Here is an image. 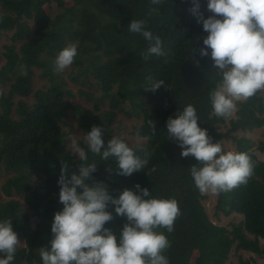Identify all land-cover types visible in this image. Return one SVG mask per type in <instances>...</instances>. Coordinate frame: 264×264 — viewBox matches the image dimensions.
<instances>
[{"label":"trees","instance_id":"obj_1","mask_svg":"<svg viewBox=\"0 0 264 264\" xmlns=\"http://www.w3.org/2000/svg\"><path fill=\"white\" fill-rule=\"evenodd\" d=\"M200 3L205 18L212 15L207 0ZM46 5H55L56 11L47 14ZM191 7L192 0L160 4L151 0H0V174L8 175L2 190L9 198L0 196V221L11 219L13 230L24 241L13 264H42L38 250L50 248L54 215L64 207L58 185L62 161L69 165V176L78 172L80 164L69 148L76 126L82 133L81 144L94 125L101 127L106 147L119 115L139 119L132 132L140 143L131 147L141 145L151 152L149 165L121 176L112 158L103 161L89 152L88 162L97 163L93 176L106 183L114 197L140 184L149 189L147 198L178 202L181 215L174 231L156 229L171 242L164 253L170 264H226L233 249L264 257V159L257 153L264 151V144L255 149L251 138L240 135L264 126V92L239 103L227 120L214 114L210 93L222 73L214 67L210 49L209 56L200 55L207 33L189 11ZM133 20H144L146 28L161 37L166 56L143 60L141 53L148 45L142 36L129 32ZM7 33H13V43L2 46ZM70 43H78V56L68 77L83 85L95 78L101 94L94 98L93 108L73 104L75 93L68 88L64 72L54 71L53 61ZM36 70L46 80L45 88L35 90ZM148 77L164 84L155 93L145 91ZM79 93L88 97L82 88ZM31 97L32 104L16 110L17 98ZM107 103L109 108L103 109ZM189 104L213 141L232 140L236 151L248 153L255 165L247 184L217 194L216 214L242 217L232 230L209 218L205 196L191 177V168L202 164L192 156L182 157L178 142L168 138V118H176ZM70 117L75 124H67ZM149 119L156 122L155 134L147 125ZM222 125L225 133L219 132ZM138 155L143 156V151ZM107 210L113 219L105 227L119 242L127 218L117 215L114 205Z\"/></svg>","mask_w":264,"mask_h":264},{"label":"clouds","instance_id":"obj_2","mask_svg":"<svg viewBox=\"0 0 264 264\" xmlns=\"http://www.w3.org/2000/svg\"><path fill=\"white\" fill-rule=\"evenodd\" d=\"M151 3L160 4L162 0ZM207 10L212 15L205 18L200 0H192L189 11L207 33L200 55L209 56L210 49L214 67L222 73L210 93L212 110L217 117L227 120L235 115L239 103L264 92V0H207ZM128 30L147 42L141 53L144 61L167 55L161 37L146 28L144 20H133ZM77 56L78 43L68 44L53 61L54 71L65 72ZM148 80L145 91L155 93L164 84L163 80ZM147 125L155 134L156 122L149 119ZM166 127L168 138H174L182 149L181 156H192L202 164L191 168L194 185L201 194L230 192L247 184L253 176L255 165L249 154L224 152L221 144L212 143L207 130L199 126L193 105L185 106L176 118L169 117ZM102 137L103 129L94 125L83 136L82 144L76 139L69 143L80 164L78 172L69 176V165L62 161L58 185L59 202L64 207L54 215L50 248L38 250L42 264H170L164 253L171 242L156 229L174 231V223L181 215L178 202L147 198L151 193L140 184L135 185V190H123L118 198L111 195L108 185L94 178L97 163L88 162L89 152L103 161L112 158L117 164L115 171L121 176L145 170L151 152L141 145L131 147L118 136L105 147ZM138 151H143V156ZM155 171L152 167L151 172ZM109 205L115 206L117 215L127 218L119 242L117 235L105 227L113 219L107 210ZM20 245L12 220L0 221V264H13Z\"/></svg>","mask_w":264,"mask_h":264},{"label":"rangeland","instance_id":"obj_3","mask_svg":"<svg viewBox=\"0 0 264 264\" xmlns=\"http://www.w3.org/2000/svg\"><path fill=\"white\" fill-rule=\"evenodd\" d=\"M45 10L47 12V14H52L53 12L56 11V6H45ZM13 33H7L3 36L2 40H1V44L2 46L4 45H11L12 42V37ZM18 48L20 46V43L17 44ZM73 70V67L71 66L70 68H68L65 72H64V77L65 80L67 81V85L68 88L70 90L73 91V93H75V97L71 99L73 104H80L84 107L87 108H93L94 106V98H97L100 96L101 91L98 88L97 84H96V80L95 78L92 76L91 77V84L90 85H83L82 83H75L73 82L69 77L68 74H70ZM40 71L36 70V77H35V81H34V86H35V90L36 89H40V88H45V82L46 80L44 78H41L40 76L38 77ZM82 88L83 92L85 94L88 95L87 96H83L79 93V89ZM25 102V103H24ZM34 102V98H17L15 103H16V110L20 107H22L25 104H32ZM108 103L106 104V106H103V109H108ZM75 118L74 117H70L67 119V124H75ZM140 123L139 119H128L127 117L123 116V115H119L117 117V120L114 123V134L112 135V138L114 136H118L122 139L125 140V142L129 143V146H133L135 144L140 143V140L138 139V137H136L135 134H133L132 130L135 126H138ZM76 133L73 135L72 139H76L78 142L80 140V138L82 137V133L80 131V129L78 128V126H76ZM222 133L226 132V128L222 125L220 127V131ZM241 136H248L249 138H251L254 142V148L258 149L260 146H262L264 144V126L262 128H258L253 132H249V133H240ZM210 137V136H209ZM71 139V140H72ZM210 140L212 143H219L222 146V150L224 152L227 151H233V152H237L236 151V146L234 144V142L232 140H228V139H220L218 142L213 141L212 137H210ZM70 148V147H69ZM71 149V148H70ZM258 155H260V157L262 159H264V151H259L258 150ZM8 175L6 173H1L0 174V196L2 200H7L9 198H7V196L4 195L3 193V185L7 179ZM205 196V198L203 199V204L206 208V211L209 215V218L217 225L220 226H225L227 227L229 230H232L234 228V226L238 225L240 223V221L242 220V217L239 215H233L232 217H225L222 215H218L216 214L215 211V207L217 204V194H212L211 192L203 194ZM21 241V240H20ZM263 243V242H262ZM21 247H24V241H21ZM242 261H249L251 264H264V257H259L256 256L252 253L246 252L244 250H238V249H233L230 255L229 260L227 261L226 264H241Z\"/></svg>","mask_w":264,"mask_h":264}]
</instances>
